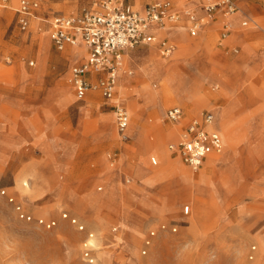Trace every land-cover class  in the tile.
Instances as JSON below:
<instances>
[{"label": "rangeland", "instance_id": "1", "mask_svg": "<svg viewBox=\"0 0 264 264\" xmlns=\"http://www.w3.org/2000/svg\"><path fill=\"white\" fill-rule=\"evenodd\" d=\"M97 1L37 0L34 17L22 29L20 0H0V264H89L85 241L95 264H264V61L247 67L241 55L247 43L264 51V6L255 12L239 3L238 12L225 18L238 21L236 26L223 35L221 22L209 21L205 39L191 45L188 40L203 34L202 19L209 18L199 16L189 35V4L167 0L179 11L175 23L182 27H158L153 42L132 49H153L162 70L128 52L117 72L109 103L130 110L134 147L125 148L100 90L74 96L67 78L76 59L62 57L49 38L53 16L80 15ZM150 1L124 3L143 8ZM163 36L179 40L168 38V56L155 48ZM186 60L211 77L203 87L199 78L186 77ZM165 80L182 88L184 103L156 97L152 84ZM186 101L197 114L219 106L223 150L195 169L165 152L172 131L164 112ZM106 112L112 134L98 120ZM124 165L133 171L115 176ZM102 167L115 177L102 179Z\"/></svg>", "mask_w": 264, "mask_h": 264}, {"label": "built area", "instance_id": "2", "mask_svg": "<svg viewBox=\"0 0 264 264\" xmlns=\"http://www.w3.org/2000/svg\"><path fill=\"white\" fill-rule=\"evenodd\" d=\"M197 1L208 16L220 13L227 17L238 9L237 0ZM37 5V0H20L18 12L21 14L22 29L27 26L28 18ZM179 15V11L174 9L167 0H152L141 11L130 9L125 5L124 0H98L97 7L92 11L76 16L54 17L51 21L50 33L53 46L62 50L67 44L82 43L87 54L82 63L71 69L69 82L75 89L76 97L81 99L87 91L97 88L104 98L112 99L115 95L117 70L121 64L124 49L148 43L152 26L163 27L168 23H175ZM186 15L192 20L189 31L194 34L199 26L198 19L193 16L192 9ZM223 29L224 35L229 30L227 22L223 24ZM165 51H170V47H167ZM89 72L100 74L95 83L87 79L86 75ZM113 111L118 135L122 141L126 142L129 114L119 103L113 104ZM182 116L183 112L179 107H172L166 110L164 119L177 122L182 119ZM212 120L213 116L209 112L204 113L200 120H192L181 132L178 141L168 146L186 165L194 169L201 166L210 149L215 152L222 150L219 134L207 129ZM184 212H188V206L184 207ZM62 217L68 216L63 213ZM27 218L29 219L28 216ZM70 221L80 230L84 229L75 218H70ZM39 222L42 223V220ZM53 224L54 222L45 223L47 227ZM161 228H165V225L162 224ZM171 229L176 230L175 227ZM152 235L153 232H150V236ZM87 237L91 238L92 234L87 233ZM149 243L150 241L146 239L145 244ZM145 253L146 250L143 249L142 254ZM83 256L89 264H95L91 244L87 241L84 242Z\"/></svg>", "mask_w": 264, "mask_h": 264}, {"label": "crops", "instance_id": "3", "mask_svg": "<svg viewBox=\"0 0 264 264\" xmlns=\"http://www.w3.org/2000/svg\"><path fill=\"white\" fill-rule=\"evenodd\" d=\"M98 2V1H97ZM189 5L186 7V10H191L192 9V11H193V13L195 14V15H197L198 17H197V19H199V16H206V17H208L209 19H207V21H205V19H202V22H203V20H204V24H203V26H204V31H203V34H202V36H200V37H198V38H196V39H194V40H188V42L187 43H190L191 45H194V44H196L197 42H199L201 39H205V37L207 36V34H208V30H209V26H208V22L209 21H220L221 22V25H222V29H223V24L225 23V18L226 17H224V16H222L220 13H214L212 16H207V14L205 13V11L201 8V5L198 3V1H195V0H190V1H186ZM239 3H242L243 4V6H244V8H245V6H246V8L248 9V8H253L252 10L253 11H255V12H257V10H256V6H264V0H237V4L239 5ZM2 5V4H1ZM127 7H129L130 9H132V10H137V11H140V10H138V9H135V8H133L131 5H129V4H125ZM2 6H6L5 4L4 5H2ZM146 5H144L143 6V8L145 7ZM173 6V5H172ZM97 7V3L94 5V7L90 10V11H92L93 9H95ZM239 7V6H238ZM143 8H142V10H143ZM173 8L174 9H176V7L175 6H173ZM19 9V8H18ZM18 9H16L17 11H18ZM243 9V8H242ZM244 10V9H243ZM34 11V10H33ZM32 11V12H33ZM236 12H238V10L236 11ZM235 12V13H236ZM246 15V13L244 14V15H239L240 16V19H241V17L242 16H245ZM61 16H76V15H61ZM239 16H238V19H239ZM32 17H34V15L31 13V16L28 18V20L30 19V18H32ZM54 17H56V16H53L49 21H48V24H49V29H50V32H49V38H50V41H51V45H53L52 44V40H51V36H50V33H51V21H52V19L54 18ZM221 17V18H220ZM239 19V20H240ZM227 23H229L230 24V26L231 25H234V26H236L237 24H238V21L235 23V24H232V22L231 21H226ZM168 24H172V25H178V26H180V27H182L179 23H168ZM247 25V21H241V26H246ZM188 32V34L189 35H193L192 33H190V31L188 30L187 31ZM150 40H149V42L148 43H146V44H143V45H145L146 47L151 43V42H153L155 39H156V37H157V34H156V32H154L153 30H151L150 31ZM181 36L182 37H184L185 38V34H184V30H182L181 31ZM168 38H170V37H168V36H163L162 38H160V39H158V41H157V43L155 44V48H156V50H157V45L159 46V54H161V55H164V56H168V54L170 53V51H165V49L167 48V47H170V50H171V44L169 43V39ZM170 39H173V40H176L177 41V43H178V39H175V38H170ZM186 39V38H185ZM74 46H76V47H78V58L74 61V63H73V65L70 67V70H69V73H68V78H67V80H68V82H69V77H70V74H71V69H72V67L73 66H75V65H78V64H80V63H82L85 59H86V56H87V54H86V51H85V48H84V46L82 45V44H78V45H70V44H67V45H65V47L62 49V50H58V49H56L55 47V49L56 50H58V51H61V52H63V51H69L72 47H74ZM224 48L225 47H227V45H225V46H223ZM246 48H248L252 53H253V57H250V53H248L246 50H248V49H246ZM133 48H127V49H124V51H123V54H127L128 52H130V54H135V53H137V52H139L140 51V49H137V50H132ZM234 52H237V48H233L232 49ZM82 54V55H81ZM122 54V55H123ZM160 55V56H161ZM241 55H243V58L244 59H246L247 60V67H249V66H252V67H254L256 64H259V63H261V62H263L264 61V51H260L258 48H256V47H254V44H251V43H247V44H244L243 45V51H242V54ZM188 62V63H187ZM186 63H187V66H188V68H189V70H190V74H186V77L187 78H190V79H192V78H195V77H197V78H199V80H201V83H202V87L204 86V84H205V81L207 80V79H210L211 77H209L208 75H206L205 74V72H204V69H203V67L202 66H199L198 64H195V63H193L191 60H186ZM30 64H32V62L30 63ZM100 76V74H94V73H87V75H86V77H87V79L88 80H90V81H94V79L96 80L98 77ZM132 78H130V80H131ZM214 79V78H213ZM129 80V81H130ZM128 81V82H129ZM70 83V82H69ZM71 84V83H70ZM71 86H72V88H73V93H74V96L76 97V95H75V89H74V87H73V85L71 84ZM202 87H201V92H202ZM88 92L89 91H87L86 92V94L84 95V97L88 94ZM115 93H116V91H115ZM119 97V96H118ZM103 99H104V101H105V103L107 104V105H109L111 108H112V113L114 114V111H113V104L114 103H109V101L111 100V99H106V98H104L103 97ZM191 101H186L185 103H188L187 105H183V104H177V105H172V106H170V107H168L167 109H169V108H172V107H179L181 110H182V112H183V116H182V119L181 120H179V121H177V122H169V121H167V120H165L166 121V124H165V127H168V128H170L171 129V131H172V136L170 137V138H168V141L166 142V145H165V152H166V154H167V156H168V158L169 159H172V160H179L181 163H183V164H185L181 159H180V157L176 154V152L175 151H172V150H170L169 148H168V146H169V144H172V143H176L177 141H178V139H179V136H180V134H181V132L185 129V127L192 121V120H194V119H198V120H200L201 119V117H202V115L204 114V113H206V112H209V113H211L212 114V116H213V120H212V123L210 124V125H208L207 126V129L208 130H213V131H216L218 134H219V136H220V138H221V141H222V150H223V147H224V145H223V137H222V135H221V133H220V130L218 129V126L220 125V123H218V119L216 118V114H217V112H218V110H219V106H215L214 108H212L211 110H212V112L211 111H208V110H202V111H200V113H191L192 111H193V107H190L189 106V103H190ZM184 103V102H183ZM166 105V104H165ZM165 105H164V107H165ZM125 106V105H124ZM161 107V106H160ZM125 108L127 109V111H128V113L131 115V113H130V110L125 106ZM141 108V107H140ZM162 108V107H161ZM147 109V108H146ZM166 109V110H167ZM166 110H165V112H166ZM141 111H143L142 109H141ZM165 112H164V114H165ZM146 115H144L143 116V118L145 117ZM108 118V119H107ZM143 118H141V119H143ZM105 119H107V120H110L111 119V115H110V112L109 113H104V114H102V115H100L99 116V118H98V120H99V123L101 124V126H102V128L103 129H107V133L109 132V126H110V121H108L107 122V120H105ZM140 119V120H141ZM130 120V119H129ZM143 121V120H142ZM114 123H115V116H114ZM135 125H139V126H141L144 130H145V128L141 125V124H135ZM115 130H116V134H117V136H118V140L121 142V144L125 147V148H128L129 146H133V145H131V143H132V140L133 139H135V138H132L131 136H130V132H129V123H128V126H127V129H126V132H127V135H128V140L126 141V142H124V141H122L121 139H120V137H119V135H118V132H117V129H116V125H115ZM146 131V130H145ZM109 133H111L112 134V130L109 132ZM167 139V138H166ZM136 141V140H135ZM137 142V141H136ZM137 145V144H136ZM134 147V146H133ZM136 147V146H135ZM222 150L220 151V152H215V151H213V150H209L208 152H207V154H206V156L204 157V159H203V162H202V164H201V166L203 165V163L208 159V156L209 155H220L221 154V152H222ZM129 153H131V152H129ZM125 155V154H124ZM101 159H103V157H100V161H101ZM151 162H152V164H156L157 162H156V159L154 158V157H151ZM103 166V165H102ZM103 169H104V167H102V170H101V172H100V177L102 178V179H105V180H108V178H110V179H112V178H114L115 176H117L119 173H121V172H128V173H130L129 171H133V170H131V169H129L128 167H126V165H124L121 169H118V172H115L114 173V177H112L113 175H111V174H106V173H104L103 174ZM132 174H134V175H136L135 173H132ZM154 204H156L157 206H159L160 205V203H158V202H155ZM162 204V208H164L165 206H167V199H164V202H162L161 203ZM185 206H188V212H189V205L188 204H184L183 206H182V213L183 214H186L185 212H184V207ZM187 212V213H188Z\"/></svg>", "mask_w": 264, "mask_h": 264}, {"label": "bare ground", "instance_id": "4", "mask_svg": "<svg viewBox=\"0 0 264 264\" xmlns=\"http://www.w3.org/2000/svg\"><path fill=\"white\" fill-rule=\"evenodd\" d=\"M197 1V0H195ZM134 8H142V5L141 4H136L133 6ZM189 10H186V13L188 12ZM237 11V10H236ZM235 11V12H236ZM235 12H233L232 14H234ZM228 21V20H227ZM229 24V23H228ZM230 26V24H229ZM160 26H152V30H155L156 28H158ZM82 44V43H81ZM78 45V44H77ZM83 45V44H82ZM78 47H72L69 51H63L61 53V56L62 57H68L70 59H77L78 58ZM82 55V54H81ZM124 55V59L127 60V54H123ZM136 58H144L145 61H148V64L154 68H159V70L161 69L162 70V61H160L158 58H157V53L153 50V49H148V50H144L142 52H138L136 54H134V56H132V59H136ZM121 59H122V55H121ZM119 69V67H118ZM118 72V70H117ZM169 73V71H168ZM171 74V73H170ZM168 74V75H170ZM173 77V76H172ZM171 77V78H172ZM117 78V77H116ZM169 79V78H168ZM162 80V79H161ZM160 80V81H161ZM167 80H165V82H154L152 84V87L154 89V94L156 95V97L159 99V100H169L171 98H174V97H177L178 101L180 103H183L184 99L182 98V88L181 89H178V88H174V86H171L170 83L166 82ZM172 81V80H171ZM170 81V82H171ZM186 96V95H185ZM186 99V98H185ZM127 110V109H126ZM128 112V111H127ZM18 183V182H17ZM19 184V183H18ZM94 242V241H93Z\"/></svg>", "mask_w": 264, "mask_h": 264}]
</instances>
